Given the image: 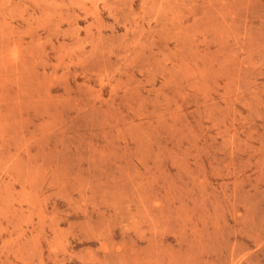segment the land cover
Segmentation results:
<instances>
[{
  "label": "rangeland",
  "instance_id": "1",
  "mask_svg": "<svg viewBox=\"0 0 264 264\" xmlns=\"http://www.w3.org/2000/svg\"><path fill=\"white\" fill-rule=\"evenodd\" d=\"M0 264H264V0H0Z\"/></svg>",
  "mask_w": 264,
  "mask_h": 264
}]
</instances>
